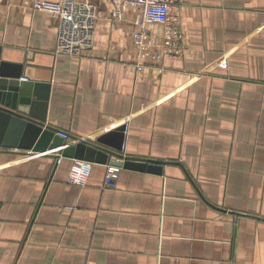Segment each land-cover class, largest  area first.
Returning <instances> with one entry per match:
<instances>
[{
	"label": "crops",
	"instance_id": "1",
	"mask_svg": "<svg viewBox=\"0 0 264 264\" xmlns=\"http://www.w3.org/2000/svg\"><path fill=\"white\" fill-rule=\"evenodd\" d=\"M34 1L0 0V63L47 85V124L162 164L106 187L110 162H92L77 186L76 159L1 135L0 264H264V0H177L184 49L162 71L137 69L138 9L113 20L78 0L101 15L92 47L68 55Z\"/></svg>",
	"mask_w": 264,
	"mask_h": 264
},
{
	"label": "built area",
	"instance_id": "2",
	"mask_svg": "<svg viewBox=\"0 0 264 264\" xmlns=\"http://www.w3.org/2000/svg\"><path fill=\"white\" fill-rule=\"evenodd\" d=\"M114 6L113 20H121L128 8L138 9L140 20L133 31V42L138 51L137 69L142 71L147 64H154L159 71L164 69V57L178 58L183 53V32L180 16L173 12L178 8L177 0H103ZM33 9L51 13L58 20L57 52L68 55H81L83 51L92 47L94 31L101 11L88 1L35 0ZM153 27L160 30V40ZM25 79V78H24ZM27 80V79H25ZM58 134L68 140L69 133L58 131ZM125 148L123 144V149ZM62 155L59 154L58 162ZM93 163L76 159L73 163L68 183L85 186L91 175ZM121 166L108 164L105 175V186L115 187Z\"/></svg>",
	"mask_w": 264,
	"mask_h": 264
},
{
	"label": "water",
	"instance_id": "3",
	"mask_svg": "<svg viewBox=\"0 0 264 264\" xmlns=\"http://www.w3.org/2000/svg\"><path fill=\"white\" fill-rule=\"evenodd\" d=\"M19 72L20 67L4 60L0 63V136H3L4 147L14 146L33 152L61 154L97 163L110 162L109 164L129 168L156 169L155 164H162L161 161L150 160L154 164L147 165L145 159L125 156L85 140L68 143V140L58 134L60 130L47 124L46 115L38 112L40 107L46 106L44 100L47 95L41 96V90L47 85L25 80ZM112 156L119 160H111Z\"/></svg>",
	"mask_w": 264,
	"mask_h": 264
}]
</instances>
